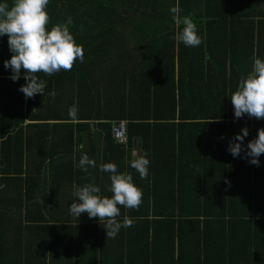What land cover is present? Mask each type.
I'll list each match as a JSON object with an SVG mask.
<instances>
[{"label": "trees", "instance_id": "obj_1", "mask_svg": "<svg viewBox=\"0 0 264 264\" xmlns=\"http://www.w3.org/2000/svg\"><path fill=\"white\" fill-rule=\"evenodd\" d=\"M177 4L197 25L198 47L175 39L183 25L169 9ZM47 12L49 30L72 18L84 60L71 71L38 73L44 93L25 99L18 90L24 70L18 81L9 79L4 61L12 53L7 35L0 37V264H264V154L257 167L244 152L234 158L227 150L243 128L245 151L264 128V119L235 118L230 98L252 57L264 60V0H49ZM73 104L75 121L68 116ZM120 121L128 146L137 142L150 160L146 180L130 165L121 173L164 198L147 196L140 211H121L118 221L127 215L133 225L108 239L99 218L43 212L32 171L76 174L83 153H75L73 134L94 122L114 144L111 123ZM51 127L69 130L67 156L38 153L33 161L41 165L32 170L31 151L23 141L12 147L7 132L17 129L23 138L24 129ZM36 137L48 144L47 136Z\"/></svg>", "mask_w": 264, "mask_h": 264}, {"label": "clouds", "instance_id": "obj_2", "mask_svg": "<svg viewBox=\"0 0 264 264\" xmlns=\"http://www.w3.org/2000/svg\"><path fill=\"white\" fill-rule=\"evenodd\" d=\"M49 0H12L11 6L5 0L0 3V37L7 35L11 59L4 61L5 69H11L12 81L21 78L24 70L25 84L18 89L25 99L44 93L47 82L38 77V73L52 76L61 70L71 71L74 63H83L84 49L78 45L70 32L72 18L66 23H56L48 29L50 17L47 12ZM177 26L183 25L175 39L187 47H198L202 37L198 34L196 23L190 15L180 16L181 8L177 4L169 9ZM252 70L246 77H241L237 89L231 94L234 116L239 119L245 115L250 118L264 119V60L252 57ZM78 108L75 104L69 107L68 116L72 121L77 119ZM249 135L247 127L241 134L235 135L228 145V151L236 158L244 152V159L251 165L260 166L259 157L264 154V128L258 130L257 138L248 142L245 151L244 139ZM147 153H133L130 167L139 173L141 179L149 175L150 160ZM73 159H76L73 157ZM76 167L87 172L89 167H96L95 160L85 152L79 157ZM101 172L110 173L111 185L108 189L111 197L102 196L101 188L95 184L77 187L73 184V196L69 213L79 218L86 213L90 219L99 218L106 221L104 229L108 238H115L121 228L133 225V219L125 215L122 222L120 206L139 210L143 192L133 183V177L128 172L119 173L114 163H104L99 166ZM225 183L230 184L229 181ZM202 198V197H201Z\"/></svg>", "mask_w": 264, "mask_h": 264}, {"label": "crops", "instance_id": "obj_3", "mask_svg": "<svg viewBox=\"0 0 264 264\" xmlns=\"http://www.w3.org/2000/svg\"><path fill=\"white\" fill-rule=\"evenodd\" d=\"M121 122V121H120ZM118 122H112L111 125L113 126ZM29 122L25 121V125H28ZM112 126L110 129V133L112 132ZM26 127V126H24ZM23 127V128H24ZM17 130V129H16ZM16 130L13 132H7L10 136L15 138L13 140V143H11L12 147H17L18 143L23 141V145L26 150L31 151V155L34 157L32 158L30 164L28 165V168L31 166L32 170H35L33 168L38 167L41 165V160L33 161L38 153L44 157L45 155H51V154H60L62 156H67V149L66 146L69 145L68 139H69V130L65 128H50V129H43V130H29L26 132L24 129L23 138L16 137ZM105 128H101L97 126V123L90 122L87 123V129L81 130L79 134L74 133L73 134V144H76L75 149L76 152H89V157L96 162V167H89L87 172L81 171L79 168H77L76 174H68L65 173L64 169L59 168L58 173L53 170L55 173L53 175H50L51 173H46L42 170L40 173L34 172L33 176H29L32 181L37 182L36 187H38L37 192L35 194V200L36 202H40V199L43 200V205H45L43 208V212H61L64 210V212L69 213V207L70 205H67L68 202H74L76 198L73 196L74 188L73 184H75L77 187H82L86 184H95L96 186L101 188L100 195L111 197L112 193L108 191L111 181H110V173L108 172H101L99 170V166L104 163H114L117 166V170L119 173H121L120 169H123L125 166L130 165L129 160L127 159H121L125 158V155L121 156V151L115 147L114 144H110V141H106V134H104ZM28 136H27V134ZM0 134H4V130L0 129ZM42 136L46 137V140L48 142L47 145L43 144V138L36 137V136ZM83 136V137H82ZM112 138V136H111ZM82 139L84 140V145L82 147ZM2 140H5L4 138L0 137V143ZM26 140H30V143L28 144ZM113 140V139H112ZM127 140V138H126ZM114 141V140H113ZM58 144L60 147H57ZM118 145V144H116ZM125 154H129L131 157L133 153H140V146L137 144V142H133L130 146H128L127 141L123 145ZM114 158V160H112ZM79 160V159H78ZM46 163L49 164V159H46ZM78 163V161H77ZM27 168V169H28ZM67 169V167L65 168ZM10 177L14 179L16 177L15 174H10ZM34 177V178H33ZM146 180V179H145ZM1 188L4 187L3 184L0 185ZM167 185H165V188ZM139 188V187H138ZM143 192V198L145 197H151L154 196V198H164L161 194L160 190H158L157 194L152 192V188L145 190H142ZM146 192V193H145ZM56 201L57 204L52 205V201ZM2 201H4V194L0 192V206H3ZM8 209H11L12 212L16 209L13 208V204L11 205V208L8 206ZM127 212L128 209L120 206V212ZM135 211H140L135 210ZM83 215H87L86 213H83Z\"/></svg>", "mask_w": 264, "mask_h": 264}, {"label": "built area", "instance_id": "obj_4", "mask_svg": "<svg viewBox=\"0 0 264 264\" xmlns=\"http://www.w3.org/2000/svg\"><path fill=\"white\" fill-rule=\"evenodd\" d=\"M125 122H118L112 126L111 136L118 145H123L127 140V128Z\"/></svg>", "mask_w": 264, "mask_h": 264}, {"label": "water", "instance_id": "obj_5", "mask_svg": "<svg viewBox=\"0 0 264 264\" xmlns=\"http://www.w3.org/2000/svg\"><path fill=\"white\" fill-rule=\"evenodd\" d=\"M83 137V136H82ZM83 145H84V140L82 139V147H83Z\"/></svg>", "mask_w": 264, "mask_h": 264}]
</instances>
